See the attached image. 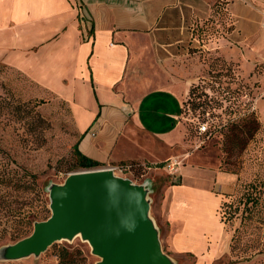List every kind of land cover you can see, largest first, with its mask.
<instances>
[{"label":"crops","instance_id":"1","mask_svg":"<svg viewBox=\"0 0 264 264\" xmlns=\"http://www.w3.org/2000/svg\"><path fill=\"white\" fill-rule=\"evenodd\" d=\"M214 4L229 14L227 38L264 44V0H0V65L66 103L83 155L148 171L180 162V186L160 202L174 254L217 249L226 237L222 196L237 178L216 155L188 152L185 135L184 103L200 66L183 47L200 44L191 28ZM255 108L264 123V104Z\"/></svg>","mask_w":264,"mask_h":264},{"label":"rangeland","instance_id":"2","mask_svg":"<svg viewBox=\"0 0 264 264\" xmlns=\"http://www.w3.org/2000/svg\"><path fill=\"white\" fill-rule=\"evenodd\" d=\"M223 7L224 4L212 5L211 14L203 20V26L200 27L198 21L191 28L190 33L198 37L200 44L183 47L200 66L194 88H191L184 103V126L188 152L198 149L199 152L216 155L220 160V169L237 177L228 201L233 208L222 209L226 212V237L219 241L216 250L210 248L203 255L190 251L171 253L165 238L166 226L160 202L165 189L180 186V183L172 184L179 182L180 172L173 175L165 166L156 170L152 167L143 175H127L139 184L144 180L151 182L149 215L159 230L162 251L176 264H264V123L260 111L254 109L255 103L258 108L264 104V44L250 42L243 45L227 38L226 34L231 30L225 27L230 18ZM251 19L259 21L257 15H252ZM0 95L23 103L32 111L19 112L1 120L0 137L16 142L13 152L1 155L11 159L9 154L12 156L16 152L21 157L25 169L36 174L39 189H42L49 204L47 188L51 184H62L71 174L65 171L74 164L72 150L79 138L70 112L62 100L39 88L19 72L3 66H0ZM250 111L253 115L248 119ZM233 121L237 122L235 126H232ZM202 122H206L209 132L199 134L197 128ZM248 127L252 129L250 133H247ZM228 149L229 154L226 153ZM194 184L191 179L184 178L182 181L183 187L188 189ZM253 190L259 194L258 203L244 206L243 194ZM26 196L28 199L22 212L14 218L3 219V227L7 231L0 240V251L28 237L33 231L32 225L18 239L11 238L13 227L22 224L23 215L38 210L36 196ZM45 216H50V211L40 217ZM227 237L228 240L230 238L229 243ZM60 249H66L71 254L74 264H98L100 261L92 254L89 244L77 236L71 241L52 244L38 256L30 255L17 260L0 258V264H58Z\"/></svg>","mask_w":264,"mask_h":264},{"label":"water","instance_id":"3","mask_svg":"<svg viewBox=\"0 0 264 264\" xmlns=\"http://www.w3.org/2000/svg\"><path fill=\"white\" fill-rule=\"evenodd\" d=\"M50 216L0 251L3 260L38 256L52 244L80 236L98 264H176L161 248L151 219V182L137 184L107 169L69 174L47 188Z\"/></svg>","mask_w":264,"mask_h":264},{"label":"trees","instance_id":"4","mask_svg":"<svg viewBox=\"0 0 264 264\" xmlns=\"http://www.w3.org/2000/svg\"><path fill=\"white\" fill-rule=\"evenodd\" d=\"M192 88L194 87L192 86ZM19 112L31 113L32 111L25 108L23 103L11 99H7L0 95L1 123L3 122L1 121L3 118L9 119L10 117H13L15 114H18ZM252 115L253 114L250 111V113L248 114V119L251 118ZM233 123L234 124H232V126H235L237 122L233 121ZM251 130H252L251 127H248L247 133H250ZM78 138H79L78 142L73 146V150H72L74 164L71 168L67 169L65 173H75V172L96 170L103 168L104 164L94 161L80 152L78 148V144L80 141L79 134H78ZM13 147H16V142L11 143V141L6 139L5 137L2 136L0 137V240L5 237L4 232L7 231V228L3 227V219L5 218L8 219L9 217L14 218L22 212L21 210L23 204H25L24 202L27 201L28 199L27 197L28 195L26 196V194L29 195L34 194V196H36V200L38 201L39 204L38 210L36 211L31 210L23 215L21 219L22 224H16L15 227H13L12 229L13 233L11 238L18 239L22 234L25 233V231L28 228H31L35 222L44 221L49 217V216H45L43 218L40 217L42 216V214L43 216L45 214H48L49 210L47 208L48 202L46 199V195L44 194L42 189H39L36 174L27 171L25 169L24 164L21 161V157H19L16 152H14L12 156L9 154L11 159H5L2 157L1 154L3 152H13ZM229 151L230 150L228 149L226 153L229 154ZM123 164H130L133 169V173H141V175H143V173H145L146 171L149 170V168H151V166L148 164H142L137 162L120 163L116 165H123ZM162 166L163 164H160L157 167H162ZM177 183L178 182H174L172 184H177ZM230 198H231L230 194H223L222 201L219 207V215L221 222L223 224L225 223L224 215L226 214V212H223L222 209L224 207H228L230 210L231 208H233V206L230 203H228ZM242 198H244L245 200L244 206H247V204L249 203H251V205L254 206L259 201V194L255 190H253L252 192H247L243 194ZM58 259H59L58 264H74L71 254L68 253L66 249H60L58 251Z\"/></svg>","mask_w":264,"mask_h":264},{"label":"built area","instance_id":"5","mask_svg":"<svg viewBox=\"0 0 264 264\" xmlns=\"http://www.w3.org/2000/svg\"><path fill=\"white\" fill-rule=\"evenodd\" d=\"M206 125H207L206 122H202V124L198 125L197 129H198L199 134H204V133H206L208 131ZM200 145H198V147H200ZM179 164H180V162H178V161L177 162L176 161H169L166 164V168L168 169V171L171 174L175 175L177 173V168H178ZM102 169L110 170L116 176L123 177V178H128L131 181H133L134 183H136L134 180H132L130 177L127 176L128 174H130V175L133 174V169H132L130 164L110 165V166H107V167L102 168ZM137 184H139V183H137Z\"/></svg>","mask_w":264,"mask_h":264}]
</instances>
